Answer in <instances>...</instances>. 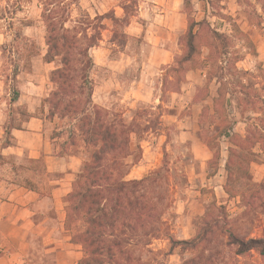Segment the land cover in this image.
Returning a JSON list of instances; mask_svg holds the SVG:
<instances>
[{
  "label": "trees",
  "instance_id": "1",
  "mask_svg": "<svg viewBox=\"0 0 264 264\" xmlns=\"http://www.w3.org/2000/svg\"><path fill=\"white\" fill-rule=\"evenodd\" d=\"M80 1L37 0L46 46L43 62L59 63L51 72L50 81L54 89L42 99L37 113L29 112L24 105L15 106L21 97L18 89L21 77L32 73L33 60L42 56V50L35 40L21 30L13 32V24L10 23L12 40L1 47L4 57L11 62L5 81L10 96L9 114L3 126L1 148L14 147L12 132L24 130V124L32 118L67 121L69 125L66 131L71 146L62 145L58 156H69V148L77 146L84 147L90 153V158L82 163L72 191L64 198L65 229L71 234L72 242L81 246L84 255L78 264H156L150 246L163 234V216L168 200L160 194L159 189L163 184L168 185L169 170L164 165L141 180L127 179L141 160V141L151 124L148 122L141 127L137 119H125L122 114H112L110 110L95 104V84L91 79L96 66L91 51L103 40L108 21L114 27L125 23L134 0H128L123 6L122 18L114 12L92 18L80 7ZM253 1L260 5L264 13V0H237L240 6L248 10L246 14L259 19L260 25L261 16ZM31 2L16 0L12 15H17L24 3ZM184 9L187 30L182 37L183 52L170 70L181 78L189 72L208 68L205 85L194 100L206 101L211 96L210 86L213 83L216 85L212 107H203L199 120L202 138L213 153L209 166L214 171L218 167V141L226 139L229 148L224 192L232 198L240 197L246 206H249V199L259 202L264 214V183L253 188L250 182L251 165L258 163L254 149L264 147V78L259 84L246 82L245 78L253 75L238 68L243 57L234 50V42L244 44L254 57L257 53L250 37L232 18L220 15L231 27V34L227 35L215 30L206 18L197 21L190 10L189 0ZM4 19L2 15L0 20ZM21 24L31 29L35 21L24 19ZM21 60L22 66L19 63ZM243 120L248 123L245 137L235 132L236 125ZM210 129H213V135L208 136ZM55 139L52 136V140ZM10 158L14 157L0 154L1 161ZM24 160L28 162L29 170L45 172L41 160L27 157ZM26 186L36 190L31 181H27ZM229 223L226 209L218 206L214 200L208 212L199 219L194 238L184 241L169 238V241L172 248L181 247L183 251L191 250L199 254L212 243L214 235L223 229L222 225L228 226ZM227 233L230 238L228 245L237 248L238 256L256 252L264 257V236L243 240L231 231ZM212 262L209 258L203 264Z\"/></svg>",
  "mask_w": 264,
  "mask_h": 264
},
{
  "label": "rangeland",
  "instance_id": "2",
  "mask_svg": "<svg viewBox=\"0 0 264 264\" xmlns=\"http://www.w3.org/2000/svg\"><path fill=\"white\" fill-rule=\"evenodd\" d=\"M15 1L0 0V18L2 15L5 17L0 20V128H3L9 114L10 96L5 81L11 62L4 57L1 47L12 40L10 23L13 24V32L21 30L27 37L35 40L42 50V56L33 60L32 73L21 77L18 89L22 96L15 107L24 105L31 112L37 113L42 99L48 97L54 89L50 81L51 72L59 65L58 62L52 66L43 64L46 46L43 25L39 21L37 0L24 3L23 9L17 15H12ZM186 1L176 0L177 5L182 3L183 13L186 11ZM189 1L190 10L197 21L206 18L215 30L230 35L229 23L220 16L225 15L232 18L250 37L257 56L250 55V50L246 49L244 44L234 42V50L243 57L238 68L253 75L254 78H245L248 84L261 83L264 78V13L260 5L253 1L258 15L261 16L259 25V19L246 14L248 10L240 6L237 0ZM127 3L128 0H81L80 7L94 18L109 12L123 15L119 8H123ZM142 4L143 0L133 1L130 16L125 23L114 27L112 22H107L108 30L104 32L103 40L91 51L96 65L91 79L95 84V104L110 110L112 114H122L125 119L135 118L141 127L148 122L151 124L141 141V160L131 170L127 179L141 180L164 165L169 170L168 185L163 184L159 189L160 194L168 200L163 216V234L150 246L155 254V263L203 264L210 258L213 261L210 264H264V257L258 253L238 256L237 248L228 245V231L243 240L263 237L264 214L259 202L249 199V206H246L240 197L232 198L224 192L227 180L225 164L229 148L226 139L218 141V167L214 171L209 166L213 153L202 138L199 120L203 107H212L216 85L213 83L210 86L211 96L206 101L194 100L205 85L208 68L189 72L181 78L170 70L183 52L182 37L186 25L174 19L172 24L165 26L166 21L152 17L154 12L142 15ZM24 19H33L34 27L24 28L21 24ZM19 63L22 66L23 60ZM46 122L50 125L51 136L56 137L54 144L57 151L61 152L62 145L70 147L66 131L68 122H60L58 119ZM247 126L248 123L243 120L236 125L235 132L245 137ZM207 135H213V129H210ZM68 152L80 157L82 163L90 158V153L82 146L71 147ZM254 153L258 163L251 165L250 182L253 183V188H257L259 184L264 183V147L257 146ZM0 177L25 186L27 181L37 177L41 181L50 179L40 172H37L36 176L32 174L28 162L23 157L0 160ZM214 200L218 206L226 209L229 225H222L223 229L214 235L212 243L204 252L198 254L191 250L183 251L181 247L172 248L169 238L184 241L196 236L199 219L208 212Z\"/></svg>",
  "mask_w": 264,
  "mask_h": 264
},
{
  "label": "crops",
  "instance_id": "3",
  "mask_svg": "<svg viewBox=\"0 0 264 264\" xmlns=\"http://www.w3.org/2000/svg\"><path fill=\"white\" fill-rule=\"evenodd\" d=\"M140 7L142 15L154 12L152 17L166 21L165 26L174 19L182 21L186 32L187 16L181 2L143 0ZM119 9L123 15H116L121 18L124 10ZM49 126L45 120L32 118L24 124V130L12 132L15 146L6 149L1 148L4 130L0 128L2 156L41 160L45 165L42 175L50 177L47 181L38 177L32 180L34 191L0 177V264H78L83 259L81 246L72 242L65 229L64 202L81 172L82 160L76 155L58 156ZM31 173L36 176L37 172Z\"/></svg>",
  "mask_w": 264,
  "mask_h": 264
}]
</instances>
